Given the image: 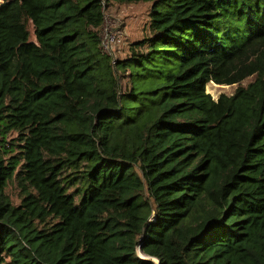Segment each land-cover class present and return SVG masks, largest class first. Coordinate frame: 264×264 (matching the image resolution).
Returning <instances> with one entry per match:
<instances>
[{
	"label": "trees",
	"instance_id": "obj_1",
	"mask_svg": "<svg viewBox=\"0 0 264 264\" xmlns=\"http://www.w3.org/2000/svg\"><path fill=\"white\" fill-rule=\"evenodd\" d=\"M0 264H264V0H4Z\"/></svg>",
	"mask_w": 264,
	"mask_h": 264
},
{
	"label": "rangeland",
	"instance_id": "obj_2",
	"mask_svg": "<svg viewBox=\"0 0 264 264\" xmlns=\"http://www.w3.org/2000/svg\"><path fill=\"white\" fill-rule=\"evenodd\" d=\"M3 1L0 0V4ZM150 6L151 3L148 2L114 3L106 9V19L102 28V36L105 39L107 48L110 49L111 46L109 51L115 57H124L128 53L129 43L143 35ZM30 30L32 37L35 38L31 25ZM111 37L113 39L110 40ZM249 80H245L242 85H246ZM239 85H224L210 82L206 88L215 99H218L221 94H233ZM8 192L14 201L19 200V188H17L15 181L10 184Z\"/></svg>",
	"mask_w": 264,
	"mask_h": 264
},
{
	"label": "built area",
	"instance_id": "obj_3",
	"mask_svg": "<svg viewBox=\"0 0 264 264\" xmlns=\"http://www.w3.org/2000/svg\"><path fill=\"white\" fill-rule=\"evenodd\" d=\"M103 37V36H102ZM115 37V36H114ZM113 39V37L110 38V40ZM103 47H104V50L109 52L110 54H112L111 51H109L111 49V46H110V49L107 48V45L105 43V39L103 38ZM113 55V54H112ZM114 56V55H113Z\"/></svg>",
	"mask_w": 264,
	"mask_h": 264
},
{
	"label": "water",
	"instance_id": "obj_4",
	"mask_svg": "<svg viewBox=\"0 0 264 264\" xmlns=\"http://www.w3.org/2000/svg\"><path fill=\"white\" fill-rule=\"evenodd\" d=\"M155 261V260H154Z\"/></svg>",
	"mask_w": 264,
	"mask_h": 264
}]
</instances>
